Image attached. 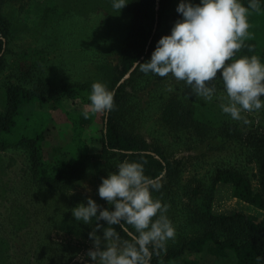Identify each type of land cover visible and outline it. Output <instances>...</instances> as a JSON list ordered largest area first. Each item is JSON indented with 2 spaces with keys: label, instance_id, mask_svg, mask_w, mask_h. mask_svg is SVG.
I'll return each instance as SVG.
<instances>
[{
  "label": "rangeland",
  "instance_id": "374dc122",
  "mask_svg": "<svg viewBox=\"0 0 264 264\" xmlns=\"http://www.w3.org/2000/svg\"><path fill=\"white\" fill-rule=\"evenodd\" d=\"M65 0H5L4 11L12 12L15 17L10 39V53L7 54V67L0 74V114L4 111V89L9 84H23L30 88L46 85L47 89L57 88L66 83L84 80L97 62L106 60L117 64L119 44L130 30V17L127 13L129 1L120 10L123 15L117 19L109 16L106 8H97L81 15L72 7H63ZM70 2L74 6L79 0ZM180 0H174L172 13ZM198 3L199 0H193ZM13 7V8H10ZM75 7V6H74ZM46 13V14H45ZM264 15V13H262ZM255 27L264 26V16L253 19ZM171 28L162 26L161 35L170 34ZM260 55L264 60V38L258 39ZM127 75L124 80H129ZM153 82L148 90H141L135 81L130 90L135 104L143 105L145 111L132 112L123 123L130 134L146 139L153 147H159L172 161L178 175L166 179L168 186L191 193L194 188H203L211 196L213 212L217 214H250L262 218L263 212L233 197L232 187L226 184L214 185L212 177L220 168L238 167L249 175L255 192H260L257 178L259 162L256 157L249 160L243 153H253L250 148L251 138L257 129H264V109L244 112L243 119L232 120L230 135L224 136L217 129L199 133L196 130L184 129L180 125L167 124L163 119V107L173 97L180 98L184 104L191 106L210 105L198 101L191 89L183 81L171 77H159L152 74ZM217 91L222 86L214 81ZM179 95V96H178ZM193 97V99H191ZM185 100H184V99ZM73 102L64 98L60 109L56 104L43 106L32 103L22 107V115L29 120L34 113L42 112L48 116L51 129L46 143V152L50 157L73 160L81 154L75 141L74 120L66 114L68 111L80 113L86 104ZM191 99V100H190ZM211 102L219 104L214 98ZM211 103V104H212ZM214 106V105H213ZM212 106V107H213ZM213 118L225 114L215 107ZM215 110V112H214ZM198 112H200L198 110ZM196 118H201L200 113ZM104 112L96 113L95 121L89 126L83 140L93 151L100 149V135L103 126ZM127 122V123H125ZM54 126V127H53ZM214 130V129H212ZM79 149V150H78ZM242 154V155H241ZM255 156V155H254ZM119 160L99 168L89 165L68 191L51 192L39 187L34 182L29 162L19 150H0V233L13 235L17 246L28 257L45 258L48 264H55L60 258H68L65 264H91L89 250L69 241L62 232L64 220L76 221L71 209L80 202H87L91 196L98 204L107 201L98 194L102 178L110 171H116ZM101 235V234H100ZM103 236V235H101ZM91 249L93 238L89 237ZM73 251L75 257L70 254ZM51 254L50 261L47 258ZM155 255L156 264H165L166 251L163 249ZM17 253V252H16ZM70 257L74 258L70 260ZM53 258V259H52ZM16 264H20L14 260ZM196 264H236L232 253L216 258L208 251L197 259ZM24 263V262H23ZM98 264V260L96 262Z\"/></svg>",
  "mask_w": 264,
  "mask_h": 264
},
{
  "label": "trees",
  "instance_id": "16d2710c",
  "mask_svg": "<svg viewBox=\"0 0 264 264\" xmlns=\"http://www.w3.org/2000/svg\"><path fill=\"white\" fill-rule=\"evenodd\" d=\"M128 1L130 5L127 13L131 25L118 46L116 65L106 60L97 62L92 71L85 74L84 80L66 83L57 88L47 89L46 85L28 88L23 84H9L5 87L3 93L5 108L0 114V150L21 151L29 162L34 182L51 192L68 191L73 188L71 185L89 165L99 168L113 159L119 162L123 159L139 160L144 164L146 175L160 177L162 187L159 191L153 192V196L169 205L167 215L175 226V238L169 240L165 248V264H196L197 259L206 251L216 258L226 257L230 252L236 264H264V129H257L253 133L254 138H251L250 145L253 153L249 154L247 151L242 156L248 160L252 157L258 159L257 178L260 192L254 191L249 175L238 167L220 168L212 177L214 185H230L234 198L262 211V218L247 213L231 215L214 213L211 196L203 188H194L191 193L185 195L183 191L168 186L166 179L169 176L178 175V171L176 172L172 166L171 159L159 147H153L146 139L130 134L123 122L132 112L145 111L143 105L135 104L133 101L136 98H133L135 94L132 95L130 90L132 82L135 81L141 86V90L146 91L154 81L152 74H145L137 64L151 58L157 41L162 37L163 24L172 28L177 19L181 18V14L172 13L174 0ZM4 2L5 0H0V74L4 73L7 67L6 56L11 51L10 39L15 19L12 12L4 11ZM70 2L74 3L73 0L63 1V7H72L81 15L100 7L108 10L113 21L119 14L123 15L112 8L111 0H79L75 7ZM243 2L246 4L247 0ZM262 13L264 11H253L249 15L251 36L246 40L247 46L241 48L234 58L255 54L264 61L258 44L260 36L264 38V26L255 27L253 24L256 16H264ZM127 75H130V78L125 81L124 78ZM96 80L103 81L109 89L114 91V107L104 112L100 149L93 151L83 140L86 129L95 121L96 113L90 112L85 118L83 115L85 110L80 113L68 111L67 116L74 120L75 141L79 145L81 154L71 161L58 156L50 157L46 152V143L51 129L47 114L36 112L29 120H25L22 107L32 103L43 106L54 103L61 109L64 98L73 102L86 101L85 97H89L91 85ZM217 81L222 86V81L219 79ZM205 102L210 105L196 106L197 104L194 103L188 107L183 100L173 97L163 107V119L167 124L175 125L176 123L181 128L196 130L199 133L213 132L217 129L224 136L227 133L230 135L228 131H233L231 129L233 125L230 124L227 114L224 118L221 115L219 120L214 119L212 110L215 107L221 111L219 104ZM80 103L83 106L88 105L90 101L88 99V102ZM197 112L202 114L201 118L195 117ZM100 205L114 207L107 201ZM95 223L107 226V222L103 220L98 222L93 220L90 225L64 220L61 229L68 236L69 241L90 250L89 233L95 227ZM114 227L122 240L129 239L119 225ZM97 233L103 235V230L97 229ZM14 241L16 239L13 235L6 236L0 233V264H16L14 260L20 264H48L42 257L35 261L32 257L26 259L24 254L18 252L21 250L16 245L13 246ZM71 253L75 257L73 251H70ZM155 255L154 252L151 264H156ZM46 259L50 261V252ZM72 259L74 258L70 257V260ZM67 260L68 258L64 257L54 263L65 264Z\"/></svg>",
  "mask_w": 264,
  "mask_h": 264
},
{
  "label": "clouds",
  "instance_id": "9594fccd",
  "mask_svg": "<svg viewBox=\"0 0 264 264\" xmlns=\"http://www.w3.org/2000/svg\"><path fill=\"white\" fill-rule=\"evenodd\" d=\"M120 11L128 0H111ZM264 0H180L176 11L181 14L163 35L151 58L137 65L145 74L183 81L192 94L205 101L216 98L224 114L242 120L244 112L264 109V61L258 55L236 53L250 38L249 15L264 11ZM219 73V76H218ZM222 81V92L215 80ZM83 115L107 112L114 107V91L96 80L91 85ZM116 171L102 178L98 194L110 206L102 207L91 196L71 209L78 222L90 225L94 247L87 253L91 264H151L154 252L165 249L175 238L176 230L167 215L169 205L153 196L162 187L160 177L145 174L139 160L123 159ZM119 225L129 239H121ZM130 226V227H129ZM103 230V236L97 233Z\"/></svg>",
  "mask_w": 264,
  "mask_h": 264
}]
</instances>
